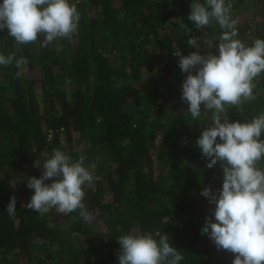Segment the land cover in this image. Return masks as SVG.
Returning <instances> with one entry per match:
<instances>
[{
    "label": "trees",
    "instance_id": "trees-1",
    "mask_svg": "<svg viewBox=\"0 0 264 264\" xmlns=\"http://www.w3.org/2000/svg\"><path fill=\"white\" fill-rule=\"evenodd\" d=\"M191 2L70 0L81 17L76 32L46 47L43 37L16 45L7 28L0 30V54L26 60L19 78L15 62L0 65V264H119L117 237L129 233L157 240L167 233L183 256L179 264H232L234 254L201 234L215 207L202 189H220L223 171L219 162L208 168L196 145L211 111L202 108L192 119L180 99L187 73L173 55L197 51L189 35L201 54L218 55L223 30L214 21L197 29L188 19ZM225 3L236 39L246 46L264 39V0ZM173 17L185 26L167 24ZM254 83L255 99L243 103L242 114L229 109L230 121L264 112V73ZM54 150L71 162L84 156L85 167L96 163L93 182L84 185L90 223L79 210L41 216L23 206L34 192L27 178L43 171L34 162ZM258 167L264 170V160Z\"/></svg>",
    "mask_w": 264,
    "mask_h": 264
},
{
    "label": "clouds",
    "instance_id": "clouds-1",
    "mask_svg": "<svg viewBox=\"0 0 264 264\" xmlns=\"http://www.w3.org/2000/svg\"><path fill=\"white\" fill-rule=\"evenodd\" d=\"M231 3L225 0H192L191 20L197 29L213 23L219 25L218 55L201 54L198 39L189 35L188 45L197 48L188 55L179 49L178 65L187 73L182 83L180 99L188 104L187 111L197 120L203 110L211 111V124L196 140L202 157H207L208 168L217 162L223 171L222 187L213 192L209 186L201 195L214 204L205 219L201 234L207 233L217 249L234 254L232 264H264V170L258 167L264 160V112L251 120L230 121L228 112L236 108L243 113L245 101L255 99L254 81L264 73V39H255L251 46L236 39V21L231 17ZM80 13L70 0H2L0 2V30L7 28L16 45L35 43L43 37L41 47L56 38H71L78 28ZM184 27L182 18H170L167 24ZM190 32V29H189ZM212 47V41L207 43ZM21 77L26 60L15 54H0V65H12ZM219 138V139H218ZM85 157L71 162L69 155L54 150L43 163L39 178H27V186L34 192L26 209L43 216L52 210L68 214L79 210V217L90 223L92 214L84 204V185L94 180L96 163L84 166ZM45 181H50L46 183ZM16 199L7 205L9 216H14ZM214 216V220L213 217ZM159 235V234H157ZM121 246L119 264H179L182 254L169 242V235L129 233L117 237ZM119 250V249H117Z\"/></svg>",
    "mask_w": 264,
    "mask_h": 264
},
{
    "label": "rangeland",
    "instance_id": "rangeland-1",
    "mask_svg": "<svg viewBox=\"0 0 264 264\" xmlns=\"http://www.w3.org/2000/svg\"><path fill=\"white\" fill-rule=\"evenodd\" d=\"M101 226V225H100ZM94 229H96V227L94 228ZM137 230V229H136ZM116 250H117V248H116ZM116 252V251H115Z\"/></svg>",
    "mask_w": 264,
    "mask_h": 264
}]
</instances>
